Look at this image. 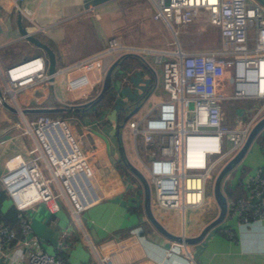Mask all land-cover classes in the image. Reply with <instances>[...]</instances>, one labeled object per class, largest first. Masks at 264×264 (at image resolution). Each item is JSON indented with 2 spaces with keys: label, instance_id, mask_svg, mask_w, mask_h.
Masks as SVG:
<instances>
[{
  "label": "built area",
  "instance_id": "1",
  "mask_svg": "<svg viewBox=\"0 0 264 264\" xmlns=\"http://www.w3.org/2000/svg\"><path fill=\"white\" fill-rule=\"evenodd\" d=\"M152 1L154 18L165 19L171 27L173 23H190L207 12L211 23L220 28V44L213 48L185 50L178 46L168 51L174 57H167V50L143 47L147 53L157 52L154 60L160 63L168 98L158 103L157 114H150L154 108L151 107L140 119H128L134 138L139 134L143 136L147 158L140 153L138 158L149 173L147 177L153 184L158 205L183 210L196 208L205 200L212 166L218 159L229 153L234 155L241 148L264 110L263 102L250 120L239 127L231 128L224 123L225 98H264V2ZM109 46L111 49L126 47L116 36L110 38ZM100 57L101 53H95L65 68L76 70L67 80L68 89L91 84L88 71L100 64ZM142 58L148 64L144 55ZM4 75L14 97L19 88L51 77L53 73L47 72L45 55L36 54L8 65ZM190 100L194 102L193 107L189 106ZM74 119L40 112L26 118L24 125L17 122L22 132L35 137V143L13 156L8 168L0 173V180L18 207L23 223L22 239L29 256L26 262L18 264H67L61 253L48 251L26 237L32 225L23 213L25 207L42 200L55 212L65 199L73 219L80 220L81 211L99 198L90 154L74 129V123L79 122ZM81 126L85 133L90 128L86 122ZM211 154L218 156L209 161ZM245 185V195L227 196V214H235L240 221L249 222L264 216V166H258L245 179ZM0 229L4 231L0 239V257H5L8 254L5 241L14 236V231L1 224ZM85 237L101 264H132L139 256L140 242L136 233L126 237L109 235L98 241H93L88 233ZM162 264L180 263L167 261Z\"/></svg>",
  "mask_w": 264,
  "mask_h": 264
},
{
  "label": "crops",
  "instance_id": "2",
  "mask_svg": "<svg viewBox=\"0 0 264 264\" xmlns=\"http://www.w3.org/2000/svg\"><path fill=\"white\" fill-rule=\"evenodd\" d=\"M127 2L139 4L137 0H0V88L2 91L7 85L4 70L8 65L36 54L45 55V50L29 39L26 33L21 31V26L49 43L56 52L55 73L39 82L21 87L15 93V100L25 117L32 118L31 115H37L40 112H26L23 111L24 107L80 104L96 99V102L87 110L86 105L79 109H72L75 113L70 115V118L79 120L74 123V129L82 140L84 136L89 140L90 144L86 149L90 154L89 159L93 167L99 198L81 211L80 220L73 219L65 199L62 200V207L55 212L50 211L42 200L23 209V213L32 225V230L26 237L30 242L37 241L48 251L61 253L67 264H101L85 234L88 233L93 241L101 240L109 235L126 237L130 235H125L127 229L138 224L137 219L133 218V215L139 217L135 210L142 208L143 214L145 212L144 187L130 169L129 163L137 166L138 164L128 155L123 127H127L131 132L128 119L136 118L134 113L141 105L139 104L141 97L145 95L147 99L153 94L157 76L155 77V73L143 64L140 54H138L139 61L135 60V56L127 57L126 66L121 65L119 60L123 53L151 47L150 43L152 45L154 42L139 43L134 38H123L119 34L126 47L111 49L109 46L110 38L118 34L115 22L120 18L124 10L122 7ZM145 4L148 11L147 7L143 11L147 12L150 22L156 27L151 29L155 31L159 27L161 31L164 23L160 21L162 20L160 18H153L152 14L155 11L153 1L145 0ZM21 8L24 10L22 11ZM87 19L98 21L100 35H97L99 42L96 45H90L93 43L91 41L93 37L90 36ZM95 53H101V57L100 64L88 71L91 84L79 89H68L67 80L72 71L74 73L76 70L65 68ZM114 61H117V64L112 70L111 89H106L98 98L105 73ZM65 70H67L65 87L68 97L62 98L56 90L57 74ZM47 72L49 73L48 62ZM83 97H86V100L80 102L79 100ZM258 99L257 109L264 102V98L258 97ZM130 101L138 105L125 113ZM160 101L151 106L154 108L150 114L157 109ZM17 110H19L18 107L13 110L0 100V173L8 168V161L13 156L35 143V137L31 133L21 131L17 123L19 118ZM262 111L263 115L264 110ZM62 112L65 111L57 113L60 115ZM77 112H83V114L79 115ZM157 113L158 111L155 114ZM124 114L126 115L121 123ZM83 122L90 125L86 133L81 126ZM144 146L146 148V145ZM258 166H264V127L256 134L247 151L234 167V169L239 168L238 173L229 175L232 186L241 188V191L247 193L245 179ZM123 168L127 169L129 174L126 172L122 174ZM132 187L138 188L137 194L131 192ZM222 187L230 198L241 195L229 196L224 183ZM187 209L189 208L185 210L178 208L177 212L180 214L179 211H182V213L177 214L176 220L170 219L169 226L160 219L161 216L168 217L166 211H161L160 216L157 217L171 232L187 237L200 233L206 223L219 212L204 220L196 230L190 231L184 213ZM131 213H133L132 217ZM0 224L14 231V236L9 241H5L8 254L0 257V264L26 262L29 255L22 239L24 234L22 219L18 207L5 190L1 180ZM154 228L157 233L164 236L162 243L169 246L164 247L165 244L158 243L164 250L160 255L155 249L146 247L138 233L134 232L140 243L139 256L132 264H162L167 261H178L180 264H264V216L244 222L240 221L235 214H227L221 222L208 229L201 239L192 242L179 241L166 235L155 225ZM3 232V229H0V239ZM176 244L181 245L180 255L172 254L174 252L172 247Z\"/></svg>",
  "mask_w": 264,
  "mask_h": 264
},
{
  "label": "rangeland",
  "instance_id": "3",
  "mask_svg": "<svg viewBox=\"0 0 264 264\" xmlns=\"http://www.w3.org/2000/svg\"><path fill=\"white\" fill-rule=\"evenodd\" d=\"M137 1H139V4L134 3V2H130V3L127 2L126 4L123 5L122 8L124 10L122 11L120 18L117 19L115 22L116 27L118 29L117 31L118 34L114 36L122 39L120 36H118L119 34H121L123 38H127V39L134 38L139 43H144V44L150 41L154 42L152 43V45L150 43L149 46L151 47L154 46L153 48H157L161 50H167V53L165 54V56L167 57H174V54H170V52L168 51H174L178 48V46H181L185 50H197V49H204V48H213L220 44V41H221L220 28L218 25L211 23V21L208 18L207 12L198 15L193 21L187 24L178 25L176 23H173V27H171V25L165 19L160 18L162 19L160 21L164 23V25L161 26L162 30L160 31L159 30L160 28L158 27L159 31L158 30L154 31L151 28H156V27H154L153 23L150 22L151 19L149 15H147V12L143 11V9L147 7V4H145V0H137ZM147 11H148V7H147ZM86 21L90 27L89 28L90 36L93 37L91 38V41L93 43H90V45H96V43L99 42L98 40L99 38L97 37V35L98 34L100 35V32H99L100 27L98 26V21L97 20L92 21L91 19H87ZM99 23H101V21H99ZM88 39H90V37ZM122 42L124 43L123 40ZM137 51L136 52L140 54L141 56L144 55V57L147 59L148 64H149L148 69L150 71L152 70V72L155 73V77L157 76L156 84H154L155 90L153 94L147 99L145 95L142 96L140 99V103H139L141 105L139 109L134 113V116L137 119H140L146 113V111L151 108L152 105L156 104V102L160 100L168 98V91L164 85L160 63L154 60V56L157 52L151 51L150 53H147L143 51L142 49H138ZM44 54L47 58V55L45 52ZM135 60L139 61L140 60L139 56H135ZM47 62H48V58H47ZM57 79H58V83L56 86V90L58 92V95L62 98L68 97V92L65 87V81L67 79V70L58 73ZM8 87L9 85L7 83L6 87H3L5 88L3 89V94L6 96V98L8 99L10 103H12L13 105L19 108V110H17V113H19L18 114L19 118L17 119V121L20 123V125H24V122L26 120L25 114H23V112L20 110V106L17 104V101L15 100V95L14 97H12V93L9 92ZM231 87L232 85L230 83V89ZM259 99L258 97L225 98L223 100L224 123L228 127H231V128L244 125L247 121L250 120L252 114L257 110V102L259 101ZM84 100H86V97H83L79 101L84 102ZM136 105L138 104H135L133 101H130L129 108L127 109V112L125 113H128ZM157 111L158 109L154 110L155 113ZM73 113L75 112L70 110V111L62 112L60 113V115L70 117V115H72ZM51 114L53 116L59 115L57 112H51ZM78 114L81 115L80 113ZM125 115L126 114L122 116L121 123ZM35 116L36 115H31V117H35ZM123 131H124L125 142L127 143V146H128V155L130 159L133 162L137 163L138 166L144 171L146 176L149 177V173L147 172V170L145 169V167L143 166L141 160L138 158V155H137L138 153H140L143 158L144 157L147 158V154H145L144 152L145 143H144L143 136L139 134L137 138H133L134 137L133 134L129 131L127 127L125 128L123 127ZM134 143H136L135 144L136 150H135ZM83 144L86 148L90 144L86 136L83 137ZM154 144L155 143H153V146ZM137 145H138V148H137ZM224 149H225V145H224ZM232 154L233 153H229L225 155L224 157L218 159L217 162L212 166L211 176L207 178L204 202L200 204L197 208H194V207L189 208L184 212L186 221H188V229L190 231L196 230L198 225H201L204 220L209 219L211 215H214L215 213L219 211V205H218V202L214 194V182H215L217 173L219 172L223 164L232 156ZM217 156L218 154H211L209 156V161L212 159H216ZM122 170L124 171V172L122 171V174H124L125 172L129 174L127 169L124 170L123 168ZM238 171H239V168H235V169L233 168L230 171L231 173H228L227 175L224 176L225 180L229 179L228 177L231 174L236 175ZM222 185H223V181H222ZM151 190H152V199H151L152 209L155 212V215L158 217L160 216L161 211H166L168 213V217L164 218L161 216L160 219H162L169 226L170 219L172 220L177 219V214H179L177 212L178 207H172V208L163 207L162 208L156 202L154 187L152 183H151ZM131 192H133L134 194H137L138 188L132 187ZM135 211L137 213L134 211L133 213H136L139 217H135V215H133V218L137 219L138 224L129 227L125 235L131 234L134 232L138 233L142 243L146 247L155 249L161 255L164 250L161 249L162 246H160L158 243L163 244L162 241H164V236L156 232L154 225L147 219L146 213L144 212L145 215L143 214L142 208H138ZM179 212L180 214L182 213V211H179ZM133 213H131V217ZM141 216H143V218H141ZM167 243L169 242L167 241ZM168 246L169 244L164 245V247H168ZM180 249H181V245L179 244L174 245L172 247V250H174L172 254L173 255L179 254L181 252Z\"/></svg>",
  "mask_w": 264,
  "mask_h": 264
},
{
  "label": "water",
  "instance_id": "4",
  "mask_svg": "<svg viewBox=\"0 0 264 264\" xmlns=\"http://www.w3.org/2000/svg\"><path fill=\"white\" fill-rule=\"evenodd\" d=\"M264 2V0H262ZM21 31L23 33H26V36L31 39L32 41H34L36 44H38L40 47H42L47 55L48 58V71L49 73H55L56 71V52L53 49V47L47 43L46 41H43L41 39H39L38 37H36L35 35H33L32 33H29L27 31V29L23 26H21ZM117 64V61H114L109 68L107 69L105 76H104V80H103V86L102 89L99 93V96H102L104 91L106 89H108L111 85H112V70L115 67V65ZM97 98V99H98ZM0 100L1 102L15 110L17 109V107L15 105H13L12 103H10L8 101V99L5 97V95L3 94L2 89L0 88ZM93 100V99H91ZM91 100H88L84 103H74V104H59V105H39V106H28V107H24L23 111H36V112H58V111H69L72 109H79L82 108V106L86 105L88 102H90ZM194 102L193 100H190L189 102V106L193 107ZM264 127V114L261 115L252 125L248 137L246 139V141L244 142V144L241 146V148L234 154L232 155L221 167V169L219 170V172L216 175L215 178V182H214V194H215V198L220 206V210L218 212V214L211 219V221H209L208 223H206V225L203 227L202 231L196 235L193 236H182V235H177L174 234L173 232H171L169 229H167L163 223L158 219V217L155 215L153 209H152V190H151V184L148 180V177L146 176V174L144 173V171L139 168L137 165L133 164V163H129L130 169L136 174V176L140 179V181L143 184L144 187V209H145V213L147 218L149 219V221H151L160 231H162L163 233H165L168 236H171L179 241H186V242H192V241H198L199 239H201L205 233L207 232L208 229H210L213 225L218 224L219 222H221L227 215V209H228V202H227V195L223 190L222 187V181L224 180V176L226 175V173H228L229 171H231L236 164L240 161V159L243 157V155L245 154V152L247 151L249 145L251 144V142L253 141V139L255 138L256 134Z\"/></svg>",
  "mask_w": 264,
  "mask_h": 264
},
{
  "label": "trees",
  "instance_id": "5",
  "mask_svg": "<svg viewBox=\"0 0 264 264\" xmlns=\"http://www.w3.org/2000/svg\"><path fill=\"white\" fill-rule=\"evenodd\" d=\"M217 46H219V45H217ZM129 56L130 57L131 56H138V53H136V52H126V53H123V55H121L120 58H119L121 65L126 66L127 61L125 59L127 57H129ZM142 62H143L144 65H146V67H149L148 64L144 61V59L142 60ZM108 89L110 90L111 87H109ZM95 102H96V99H93L90 102H88L86 104V106H85L86 107V110H87V108L89 106H92V104H94ZM77 113L83 114V112H77ZM224 187H225V190H226V192L228 193L229 196H236L238 194H241V195H245L246 194L243 191H241L242 190L241 188H237V187L235 188V186H232L230 179L229 180L226 179L224 181Z\"/></svg>",
  "mask_w": 264,
  "mask_h": 264
},
{
  "label": "bare ground",
  "instance_id": "6",
  "mask_svg": "<svg viewBox=\"0 0 264 264\" xmlns=\"http://www.w3.org/2000/svg\"><path fill=\"white\" fill-rule=\"evenodd\" d=\"M11 92H14L13 90H11Z\"/></svg>",
  "mask_w": 264,
  "mask_h": 264
}]
</instances>
